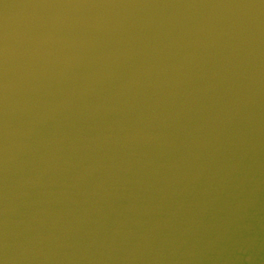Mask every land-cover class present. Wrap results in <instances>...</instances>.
I'll return each instance as SVG.
<instances>
[{
  "label": "water",
  "instance_id": "water-1",
  "mask_svg": "<svg viewBox=\"0 0 264 264\" xmlns=\"http://www.w3.org/2000/svg\"><path fill=\"white\" fill-rule=\"evenodd\" d=\"M0 264H264V0H0Z\"/></svg>",
  "mask_w": 264,
  "mask_h": 264
}]
</instances>
